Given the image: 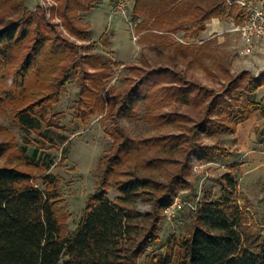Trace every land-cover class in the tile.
<instances>
[{"label": "trees", "instance_id": "trees-1", "mask_svg": "<svg viewBox=\"0 0 264 264\" xmlns=\"http://www.w3.org/2000/svg\"><path fill=\"white\" fill-rule=\"evenodd\" d=\"M53 1L57 6L31 9L26 0H0V7L8 9L0 17V107L12 108L14 118L25 128L41 132L44 124L54 123L46 110L59 102L63 88L77 74L80 118L88 123L94 114L105 112L112 121L113 144L97 169L99 185L89 194L80 223L70 233L57 175L47 172L44 187L34 181L33 169L46 171L52 162L44 161L40 146L19 147L7 133L9 138L0 141V157L14 152L23 161L0 163V264H138L139 254L162 239L159 224L164 209L183 185H189L193 166L231 154L221 143L205 142L203 135L222 129L224 111L238 115L237 122L248 119L259 105L251 99L243 110H234L235 104L239 95H251L263 86L264 75L245 71L218 92L177 66L134 62L128 67L139 78L125 90L113 87L107 100L104 90L113 76L112 65L99 53L83 52L85 44L78 41L90 34L78 22L80 12L90 11L102 0ZM226 3L136 0L133 11L170 24L184 17L176 28L196 21L206 30L207 21ZM193 47L179 44L174 49L177 54ZM180 100L205 101L206 115L195 119L168 108ZM141 102L149 104L150 119L158 125L175 124L179 131L134 136L123 118L135 117ZM260 141L264 143V128ZM147 151L155 155L139 160ZM170 162L180 163V168L167 181L151 171ZM220 183L221 195L196 201L186 230L166 240L167 253L154 256L155 264H264V233L251 240L241 228L245 211L237 198L234 171L225 172ZM112 185L120 192L115 199L108 194Z\"/></svg>", "mask_w": 264, "mask_h": 264}, {"label": "rangeland", "instance_id": "rangeland-1", "mask_svg": "<svg viewBox=\"0 0 264 264\" xmlns=\"http://www.w3.org/2000/svg\"><path fill=\"white\" fill-rule=\"evenodd\" d=\"M120 1L123 0H102L94 6L97 8L96 11H92L93 9L81 11L78 18V22L90 30L86 39L78 40L86 45L82 47L83 52L99 53L112 65L113 76L104 90L107 100L113 87L125 90L132 81L139 78L138 74L128 67L134 62L142 65L150 63L156 67L177 66L187 71L190 77L210 85L218 92L224 91L231 78H236L245 71L258 77L264 75V33L260 35L254 27L255 38L248 42L243 33L244 24L249 21L248 10L245 8V11H242V5H233L227 0L219 14L207 21L206 30H201V24L196 21L186 22L182 27L176 28L184 17H178L174 21L175 24H170L167 20L158 22L149 14L137 15L133 11L136 0H125L128 3L127 14H123L117 10ZM26 2L31 9L39 5L47 7L49 5L51 8L57 6L56 1L50 0ZM252 2L264 12V0ZM6 7V5L0 7V17L8 11ZM192 16H195V13ZM56 19L61 20L59 17ZM2 23L0 19V26ZM179 44L195 47L182 48L176 54L174 48ZM79 89L77 74H74L73 81L63 88L59 102L51 104L46 110L47 117L53 118L54 123L44 124L41 132L25 128L14 118L12 108L0 107V124L5 127L0 130V141L9 138L7 135L9 133L19 147L40 146L44 152V161L52 162L46 171L33 169L34 181L44 187L43 176L47 172L57 175L62 196L60 205L63 207L70 233L74 232L80 223L89 194L99 185L97 169L103 155L109 152L113 144L109 131L112 121L105 112L94 114L88 123H84L80 118L76 109ZM239 98L234 110H243L244 104L251 99L254 100V105L259 106L248 119L241 122H237L238 115H233L230 111L222 112L220 115L226 121L222 129L203 135L205 142L221 143L229 148L231 154L215 161L203 160L193 166L188 176L189 185H183L178 194L188 204L172 220L164 215L159 224L162 239L154 241L139 254L138 264H155L154 256L166 255L167 248L164 245L166 240L171 236L181 235L187 228L191 215L190 203L220 196L221 177L230 170L236 174L237 198L245 211V223L241 227L243 233L245 236L250 235L251 240L264 233V165L246 171L242 169L240 163H231L239 157V154H235L239 150L238 143L241 138L238 126L246 121L244 128L240 129L242 135L255 136V147L262 144L260 149L264 151V143L260 141V131L264 128V85L251 95L245 93L239 95ZM148 108V103L141 102L135 117L123 118L134 136L179 131L175 124L158 125L147 116ZM168 108L180 109L197 119L206 115L208 104L205 101L196 104L180 100L170 104ZM16 154L12 152L8 156L0 157V163L23 161L19 160ZM153 155L154 151H147L138 159L142 161ZM179 168L180 163L170 162L151 171L167 181ZM195 193L198 194L196 197ZM108 194L111 199H115L120 192L112 185L108 189Z\"/></svg>", "mask_w": 264, "mask_h": 264}, {"label": "built area", "instance_id": "built-area-1", "mask_svg": "<svg viewBox=\"0 0 264 264\" xmlns=\"http://www.w3.org/2000/svg\"><path fill=\"white\" fill-rule=\"evenodd\" d=\"M228 1L233 5L240 4L248 10L247 17L249 18L248 19L249 21H246L247 23L244 24L243 33L249 43L255 38V33L253 31L254 27L257 32L258 31L260 32V35L264 33V12L258 6L254 5L252 0H228ZM127 7H128V3L125 0L120 1L117 4L118 12H121L123 14H127ZM187 204L188 203L184 199H182L180 195H177L175 199L165 207L164 215L168 219L172 220L181 212V210L185 209ZM190 205L191 208L195 209L197 207V202L190 203Z\"/></svg>", "mask_w": 264, "mask_h": 264}, {"label": "crops", "instance_id": "crops-1", "mask_svg": "<svg viewBox=\"0 0 264 264\" xmlns=\"http://www.w3.org/2000/svg\"><path fill=\"white\" fill-rule=\"evenodd\" d=\"M242 9L243 7H241V10ZM96 10L97 8L94 7L92 11H96ZM245 123H247V121ZM245 123L240 124L238 126L237 130L239 134H241V138L238 143L239 150L235 154L236 155L239 154L238 155L239 157H237V159L231 163L232 164L240 163V166L242 167V169H245L246 171H251L253 169H256L257 167L260 168L264 165V151L260 149V146L262 144L258 145L257 148L255 147V141H256L255 136L251 137L250 135L249 136L247 135L245 136V134L242 135V132L240 131V129H242V127L244 128ZM231 150L233 151L234 149H231Z\"/></svg>", "mask_w": 264, "mask_h": 264}]
</instances>
